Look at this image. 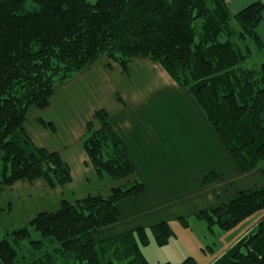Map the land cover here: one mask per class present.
Listing matches in <instances>:
<instances>
[{
    "label": "trees",
    "instance_id": "1",
    "mask_svg": "<svg viewBox=\"0 0 264 264\" xmlns=\"http://www.w3.org/2000/svg\"><path fill=\"white\" fill-rule=\"evenodd\" d=\"M263 13L262 1L233 14L226 0H0V190L19 181L43 180L50 189L71 183L61 154L27 133V113L47 108L58 85L101 56L124 72L134 58L160 64L193 96L239 171L264 176V60L242 66L263 49ZM82 145L98 178L119 185L108 196L63 200L57 211L9 232L0 240V264H150L140 247L149 243L145 227L97 239L119 221V204L146 190L105 109L94 113ZM217 179L209 173L203 184ZM263 210L264 185L196 216L211 231L228 232ZM149 229L161 246L173 235L167 221ZM212 264H264V217Z\"/></svg>",
    "mask_w": 264,
    "mask_h": 264
},
{
    "label": "crops",
    "instance_id": "2",
    "mask_svg": "<svg viewBox=\"0 0 264 264\" xmlns=\"http://www.w3.org/2000/svg\"><path fill=\"white\" fill-rule=\"evenodd\" d=\"M226 1L233 14L255 1L264 4V0ZM257 31L263 41L258 54L264 59V13ZM100 109L110 114L111 126L135 169L134 178L146 190L119 204V221L101 229L98 240L185 217L181 213L191 208L198 212L210 209L234 191L251 189L247 185H264L259 171H239L193 96L160 64L134 58L124 72L116 62L101 56L58 85L47 108L31 107L27 113V133L38 146L61 154L70 166L71 183L50 189L43 180L19 181L4 187L0 190V220L6 216L3 219L9 225L26 227L39 214L57 211L63 200L108 196L119 185L108 177L98 178L82 145L87 124ZM212 172L218 179L205 186L203 180ZM20 228L9 226L6 231Z\"/></svg>",
    "mask_w": 264,
    "mask_h": 264
},
{
    "label": "rangeland",
    "instance_id": "3",
    "mask_svg": "<svg viewBox=\"0 0 264 264\" xmlns=\"http://www.w3.org/2000/svg\"><path fill=\"white\" fill-rule=\"evenodd\" d=\"M263 60L262 56L257 54V56L252 59L250 58L242 66L244 68H257ZM259 184L255 183V186ZM253 186L250 184L246 187L252 188ZM246 187L240 186V188ZM197 213L198 210L195 211L192 208L189 211L181 213L187 219L188 225L182 224L179 217L171 220L169 224L173 235L170 237L168 243L162 246L157 244L151 229L147 228L149 243L147 245H140V247L150 264H163L167 262L180 264L189 257L194 258L197 264H212L226 253L241 237L254 231L260 220L264 217V210L259 211L232 230L224 232L217 226L211 231L205 221L197 218ZM5 217L3 216L0 220V240L9 233L6 231V227H23L22 224L9 225L3 219ZM33 236V239H39L37 233H33ZM25 250H27L26 247ZM19 253L21 255L22 252L20 251Z\"/></svg>",
    "mask_w": 264,
    "mask_h": 264
}]
</instances>
